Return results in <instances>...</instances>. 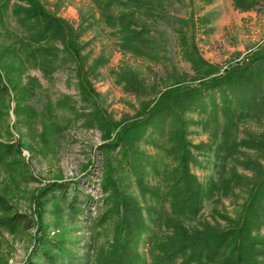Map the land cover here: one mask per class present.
Instances as JSON below:
<instances>
[{
	"label": "rangeland",
	"instance_id": "rangeland-1",
	"mask_svg": "<svg viewBox=\"0 0 264 264\" xmlns=\"http://www.w3.org/2000/svg\"><path fill=\"white\" fill-rule=\"evenodd\" d=\"M40 1L77 30L83 58L79 68L60 56L44 72L18 43L28 35L15 0H0V54L22 50L0 59V142L19 149L0 162V264H153L172 233L167 191L178 127L196 147L191 171L204 188L233 169L252 177L239 164L247 159L264 164L262 151L229 148L243 140L264 146V59L249 67L262 73L255 91L185 94L264 52V1L243 9L234 0H155L136 53L123 48L128 34L106 23L117 8ZM173 88L184 90L167 104L171 116L150 118ZM52 184L61 191L41 196ZM246 198L242 189L217 191L196 217L182 219L190 230L228 229L224 218L237 219ZM13 214L32 228L11 223ZM256 233L264 236V227Z\"/></svg>",
	"mask_w": 264,
	"mask_h": 264
},
{
	"label": "trees",
	"instance_id": "trees-1",
	"mask_svg": "<svg viewBox=\"0 0 264 264\" xmlns=\"http://www.w3.org/2000/svg\"><path fill=\"white\" fill-rule=\"evenodd\" d=\"M156 1L160 3L159 0ZM234 1L240 8L251 9L256 0ZM15 2L12 8L13 15L26 29L28 35L21 38L18 43L20 42L24 51L29 49V61L38 64L45 72L54 66L60 56H66L71 63L79 65L80 68L83 57L82 47L79 45L80 34L77 30L69 22L49 11L40 0H15ZM96 2L100 9L117 8L120 11L118 15L108 16L106 23L111 27L119 28L121 34H128L123 48L127 47L136 53L138 50L136 44L139 45L141 34L147 31L146 25L155 17V0H96ZM6 9H8L7 5ZM13 51L22 50L20 47L18 51L16 45L8 46L2 51L3 54H0L1 61L5 54L14 53ZM263 59L264 52L254 54L251 61L229 69L220 77L204 81L200 89L186 90L185 94L191 92L200 94L222 86L233 88L234 91L242 94H246L249 89L255 91L251 88L259 86L262 73L249 72V67L252 62ZM183 90V88H173L165 92L149 112V117L152 118L159 113H165L170 117L171 109H167V104H172L174 98L183 93ZM257 92L260 94V89H256ZM228 122L229 125H233L231 118ZM227 134L224 133L225 138L219 146L220 151L228 141ZM123 136L124 133L119 135L118 141H122ZM170 140L171 152L177 161V166L169 175L170 186L167 191V195L172 200V217L166 221V226L172 229V233L163 241V249L161 248L163 254L155 258L153 264H176L177 261H180L179 264H264V236L256 233L264 227V164L247 159L239 164L246 171L252 172V177L233 169L229 173L221 174L218 182H213L210 187L204 188L191 171L194 160L192 149L195 146L187 141L181 127L176 129ZM255 144L257 141L243 140L229 145V148L231 151H236L238 146H243L247 150L262 151L264 154V146L257 148ZM13 148V145L0 142V162L19 152V149L15 151ZM61 188V184L49 185L41 191V196H46L48 192L54 194L56 191H61ZM234 189L246 190L247 198L237 219L224 218L229 225L228 229L219 230L214 226L205 225L201 229L190 230L185 225V219L182 217H196L202 209L203 201L210 199L214 192H228ZM43 204L39 207L43 208ZM112 212V209L106 212L101 222L108 221L113 215ZM41 216L40 211V218ZM10 222L23 225L26 229H31L33 226V223H30L32 221H28L26 216L20 214H13Z\"/></svg>",
	"mask_w": 264,
	"mask_h": 264
}]
</instances>
